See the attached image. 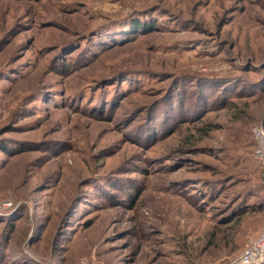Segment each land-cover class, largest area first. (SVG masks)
Instances as JSON below:
<instances>
[{
	"label": "rangeland",
	"instance_id": "374dc122",
	"mask_svg": "<svg viewBox=\"0 0 264 264\" xmlns=\"http://www.w3.org/2000/svg\"><path fill=\"white\" fill-rule=\"evenodd\" d=\"M263 117L264 0H0V264H231Z\"/></svg>",
	"mask_w": 264,
	"mask_h": 264
},
{
	"label": "built area",
	"instance_id": "2783aa9c",
	"mask_svg": "<svg viewBox=\"0 0 264 264\" xmlns=\"http://www.w3.org/2000/svg\"><path fill=\"white\" fill-rule=\"evenodd\" d=\"M254 154L264 169V127L262 122L254 125ZM264 262V223L259 232L251 237L246 246L231 260V264H262Z\"/></svg>",
	"mask_w": 264,
	"mask_h": 264
},
{
	"label": "trees",
	"instance_id": "16d2710c",
	"mask_svg": "<svg viewBox=\"0 0 264 264\" xmlns=\"http://www.w3.org/2000/svg\"><path fill=\"white\" fill-rule=\"evenodd\" d=\"M135 25V27L134 28H140V24L139 23H135L134 24ZM113 38V37H112ZM95 44H100V43H96V42H94ZM104 44V43H103ZM107 45H109L110 46V44H107ZM101 47H103V46H101ZM101 47H100V49H101ZM108 47V46H107ZM85 49L84 48H82L81 50H79L77 53H76V58H80V56L82 55V52L84 51ZM77 60V59H76ZM110 101H112V99L110 100ZM193 103H201L200 101H196L195 99L193 100ZM111 104V103H110ZM176 104H178V105H180V101L179 102H177ZM192 103L191 102H189V105H191ZM183 107L184 106H181V107H179V110H182L183 109ZM95 108V107H94ZM164 108L166 109V110H168V105L167 106H164ZM178 110V111H179ZM159 112H161V111H155V113H153L152 115H151V117L153 118V121H158L159 120ZM164 118V117H163ZM165 122V121H164ZM256 157V156H255ZM257 163H258V165L260 166V162H259V160L257 159ZM259 232V231H258Z\"/></svg>",
	"mask_w": 264,
	"mask_h": 264
},
{
	"label": "water",
	"instance_id": "95a60500",
	"mask_svg": "<svg viewBox=\"0 0 264 264\" xmlns=\"http://www.w3.org/2000/svg\"><path fill=\"white\" fill-rule=\"evenodd\" d=\"M262 125H263V127H264V117H263V119H262Z\"/></svg>",
	"mask_w": 264,
	"mask_h": 264
}]
</instances>
